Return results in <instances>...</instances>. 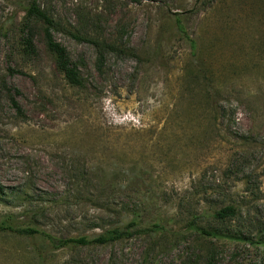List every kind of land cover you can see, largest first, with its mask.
<instances>
[{
  "label": "rangeland",
  "instance_id": "1",
  "mask_svg": "<svg viewBox=\"0 0 264 264\" xmlns=\"http://www.w3.org/2000/svg\"><path fill=\"white\" fill-rule=\"evenodd\" d=\"M33 2L83 86L40 24L25 52ZM6 220L57 240L125 233L59 248L0 232V264H264V0H0Z\"/></svg>",
  "mask_w": 264,
  "mask_h": 264
},
{
  "label": "trees",
  "instance_id": "2",
  "mask_svg": "<svg viewBox=\"0 0 264 264\" xmlns=\"http://www.w3.org/2000/svg\"><path fill=\"white\" fill-rule=\"evenodd\" d=\"M37 23L40 24L43 29V36L47 45L48 50L51 54L54 55L56 59V64L58 70L64 75L66 81L76 87L83 86V81L79 74L77 67L72 63L67 50L63 45L57 42L53 35L54 29V21L53 19L43 10L40 6L37 5L36 2H33L26 10V16L24 20V25L22 28V46L26 53L30 55H35L36 52V45L34 42L35 35L31 30V25ZM12 102L15 108L20 112L21 108L19 107L15 97L12 98ZM237 209L235 206H227L225 208L219 209L215 211L213 214V218L220 223H224L229 219L235 218L237 215ZM137 225V222H132V226ZM194 229V227H192ZM195 231L201 233L202 235H206L208 237L214 238H222L225 236L224 233L220 230H213V231H206L202 228L196 227ZM0 232H10L13 234H17L18 236L22 237H33L35 235L42 234L45 236L53 245L57 247H67L70 245H80V246H87L91 244H106L110 240H117L120 239L125 231L120 228L111 229L107 231L104 235L95 237V238H71L65 240H57L47 234L42 233L41 231L33 228H17L15 227L11 221H4L0 224ZM110 235L111 237L106 238L105 235Z\"/></svg>",
  "mask_w": 264,
  "mask_h": 264
}]
</instances>
